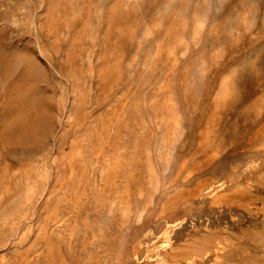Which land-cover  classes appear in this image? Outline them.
Here are the masks:
<instances>
[{"label":"rangeland","instance_id":"1","mask_svg":"<svg viewBox=\"0 0 264 264\" xmlns=\"http://www.w3.org/2000/svg\"><path fill=\"white\" fill-rule=\"evenodd\" d=\"M0 264H264V0H0Z\"/></svg>","mask_w":264,"mask_h":264}]
</instances>
